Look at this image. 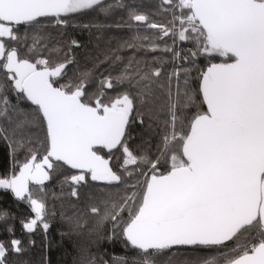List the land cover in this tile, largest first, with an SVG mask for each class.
Returning <instances> with one entry per match:
<instances>
[{
  "label": "snow or ice",
  "instance_id": "6c2138e0",
  "mask_svg": "<svg viewBox=\"0 0 264 264\" xmlns=\"http://www.w3.org/2000/svg\"><path fill=\"white\" fill-rule=\"evenodd\" d=\"M117 8L128 12L123 26L137 30L121 47L171 55L167 86L161 67L134 66L133 57L117 75L100 73L93 90L91 72L68 75L80 44L72 40L65 51L41 32L45 21L67 25L76 14L109 16ZM158 11L170 16L168 24L124 0H0V140L13 161L0 190L30 205L34 218L24 229L39 224L47 233V205L30 185L43 192L56 170H78L65 177L78 200L80 186L101 182L104 195L89 196L86 211L67 219L77 234L110 225L104 239L119 238L134 253L113 256V264H157L179 248L197 252L195 264H264V0H159ZM140 25L158 30L157 39L170 37L172 46L146 45L151 38L139 35ZM177 40L192 47L177 48ZM56 54L64 59L53 61ZM21 101L34 107L26 111ZM137 126L156 139L155 151L130 145ZM105 149L122 154L120 170L100 154ZM21 245L0 241V264Z\"/></svg>",
  "mask_w": 264,
  "mask_h": 264
},
{
  "label": "trees",
  "instance_id": "16d2710c",
  "mask_svg": "<svg viewBox=\"0 0 264 264\" xmlns=\"http://www.w3.org/2000/svg\"><path fill=\"white\" fill-rule=\"evenodd\" d=\"M112 3L113 0H108ZM126 5H133L138 12L149 15L150 19L158 24H168L170 16L167 13L159 12V0H124ZM67 25H53L50 21H45L47 25L41 29L42 33H48L54 40H58L57 47L67 51L72 40H76L79 48H72V55L75 58L76 66H68V75L74 77V73L91 72L89 77L93 83L90 85L95 90V80L100 73L107 75H117L123 64H126L130 58L134 57L135 61H140L139 67H145L144 62L147 61L149 69L161 67L163 69L161 83L167 86L166 77L172 71L174 64L171 55L158 50L151 52L146 48L133 51L126 47H121L124 41L132 42V37L137 34L136 29H129L123 25L128 21V12L126 9L117 8L111 15L105 16L101 13L89 12L87 14H76L68 18ZM122 25L117 27L116 25ZM84 25H89L85 28ZM139 35L149 36L151 41H145L147 45L154 42L163 49L167 44L172 46V39L164 37L162 40L157 39L158 30L147 29L143 25L139 26ZM175 47L182 50L192 47L190 42H180L177 40ZM22 55L27 53L21 50ZM183 54V52H182ZM46 55V54H45ZM119 55L122 61L115 62L113 68L109 65L113 63V58ZM157 57V59H153ZM62 54H56L52 57L55 62L63 60ZM213 62H220L219 58ZM198 66L204 68L207 60L201 57ZM195 75V73H193ZM6 82V78L0 72V83ZM195 87V85H193ZM163 90H161L162 92ZM114 95L111 91L109 96ZM12 103H16L15 93L9 94ZM165 97L161 95V103H164ZM20 106L26 111H31L34 107L30 102L21 101ZM41 141L44 140L43 130L38 131ZM134 140L130 141V145L135 151L141 152L146 150L155 151V138H150L143 129L137 126L133 131ZM151 145V149H150ZM105 158L111 156V166L114 170H120L122 154L119 151L108 153L105 149L100 153ZM25 153H17V160L21 163L24 160ZM11 149L3 141L0 140V175L7 173L12 165ZM78 171L60 168L52 173L53 178L44 182L41 192L39 186L30 185L33 189L34 198L44 200L47 205L46 222L50 227L45 233L42 226L38 224L36 230L29 233L23 228V223L34 218L30 205L26 201H20L14 197L11 191L0 190V215H4V219H0V241L6 244L11 239H19L22 242L23 251L15 253L9 251L6 257L7 264H87L92 257L96 258V264H113L112 257L131 256L134 253L126 251L123 242L119 238L108 241L104 237L108 234L110 225L103 228H96L91 233L87 229L81 234H77L71 230L68 217L73 214H83L86 211V205L90 203L89 196L99 200L104 192L101 182H90L86 186L78 188L79 199L70 195L71 185L65 181L66 176L77 174ZM107 190V189H105ZM88 219V228H93L94 218ZM11 228V232L8 229ZM66 234V235H62ZM86 250V251H85ZM175 254H163L157 257V264H195L198 253L188 248H179L174 250ZM169 256L171 259L169 260Z\"/></svg>",
  "mask_w": 264,
  "mask_h": 264
},
{
  "label": "water",
  "instance_id": "95a60500",
  "mask_svg": "<svg viewBox=\"0 0 264 264\" xmlns=\"http://www.w3.org/2000/svg\"><path fill=\"white\" fill-rule=\"evenodd\" d=\"M110 165H111V163H110ZM76 171H78V170H76Z\"/></svg>",
  "mask_w": 264,
  "mask_h": 264
}]
</instances>
